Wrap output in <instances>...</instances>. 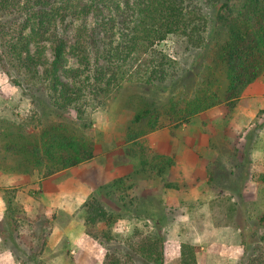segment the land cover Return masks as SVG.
Instances as JSON below:
<instances>
[{
	"label": "trees",
	"instance_id": "1",
	"mask_svg": "<svg viewBox=\"0 0 264 264\" xmlns=\"http://www.w3.org/2000/svg\"><path fill=\"white\" fill-rule=\"evenodd\" d=\"M206 4L208 11L198 6V0H0V69L16 85L31 86L29 96L45 115L53 112L61 118L70 112L78 118L48 119L38 130L8 131L7 150L27 161L25 168L17 167L19 171L37 169L46 178L94 157V138L84 133L92 131V123L84 118L87 98L107 96L127 80L145 85L169 81L175 89L177 63L155 46L169 34L183 35L190 45L209 50L200 81L193 91L182 89L172 95L162 110L152 106L138 112L132 124L139 127H130L127 139L182 125L220 105L231 112L264 72V0H206ZM9 12H20V19L7 17ZM89 16L92 21H87ZM58 18L65 22L62 29L56 27ZM207 24L216 28L208 42L202 35ZM46 40L52 43L51 61L40 45ZM68 55L77 58L79 67L69 66ZM173 163L160 154L154 161L141 157L142 169L161 178ZM258 182L264 185V173ZM182 185L187 184L167 183L169 188ZM2 191L5 212L0 224L16 230L18 216L27 218L25 207L17 187ZM114 196L106 191L91 194L83 205L85 232L106 243L113 240L112 227L123 217L109 207L110 202L117 203ZM154 235L139 244L138 253L153 264H166L167 238ZM0 237H5L2 230ZM261 238L243 239L244 255L238 264H264ZM199 251L198 245L182 244L181 264H197ZM107 252L103 264L128 262L109 248Z\"/></svg>",
	"mask_w": 264,
	"mask_h": 264
},
{
	"label": "rangeland",
	"instance_id": "2",
	"mask_svg": "<svg viewBox=\"0 0 264 264\" xmlns=\"http://www.w3.org/2000/svg\"><path fill=\"white\" fill-rule=\"evenodd\" d=\"M198 6L208 11L206 0H198ZM7 15L12 19H20L21 13L9 12ZM208 17L209 15L207 21ZM92 20L93 16L87 19V21ZM64 23L58 18L56 27L62 29ZM209 26L207 24L206 29L202 31L206 42L213 37L211 35L216 30L215 27ZM40 45L45 50V59L51 61L53 59L51 41H43ZM155 46L176 61L178 70L175 84L179 85L174 89L173 83L169 81L145 85L138 83L137 80H127L113 87L107 96L87 98L88 107L84 118L92 123V131H84V133L94 138V157L88 162L46 178L37 169L28 173L19 171L17 167L25 168L27 161L7 150L10 140L6 133L17 131L19 127L26 130H38L48 119L78 120V118L70 112H63L61 118L53 112L45 115L38 101L34 102L29 96L28 91L30 92L31 86L16 85L12 78L0 69V197H3V188L17 187L19 199L21 197L19 201L24 205L22 198L30 197L31 205L36 208L34 213L26 211L27 218L18 216L16 230L7 223L0 224V230L5 236L1 238L0 251L1 249L6 250L7 253L10 251L11 256L14 255V259L9 260L5 254H0V264H101L102 258L104 259L108 253V248L121 256L122 261H128L126 264H153L143 258L138 251L139 244L148 241V238L155 236V233L167 238L165 263L181 264V261L176 263V260L169 258L167 248H172L170 250L172 253L176 250L175 246H179L181 251L182 244L190 243L194 239L217 238L213 234L214 228L208 229L207 226H224L225 224L240 235L241 239L264 237V185L258 182L260 174L264 173V91H262L264 90V72L257 79L259 87L255 90L257 85L255 83V87H250L245 92L244 98L240 99L236 105L245 107L255 99L254 106H257V112L245 125L244 121L236 122L240 110L236 111L235 108L233 113L227 112L224 105L203 111L189 122L179 125L183 127L194 119L193 124L212 125L218 130L212 128L210 134L206 129L203 132L205 136L198 139L202 145L200 151L199 149L197 152L190 150L194 158L200 156L203 157L201 160L210 158L206 170L200 171L204 175L201 177L203 180L195 176L188 183L185 182L187 185L179 188H185L186 195L182 194L179 199L167 196L169 202L166 204L162 196L158 194L160 185L157 181L160 180L167 186V183H170L167 180L168 173L166 172L161 178L154 172L144 171L141 165V157L154 161V158L160 154L148 142L147 137L164 128L148 132L133 141L127 139L129 129L139 127L132 124L138 112L152 106L162 110L169 104L170 97L178 91L182 89L193 91L200 81L209 50L204 46L190 45L186 37L179 34H169L164 40L156 42ZM32 48L34 50L35 46ZM68 59L71 68L79 67L75 56L68 55ZM63 79L66 80L65 77ZM43 102L45 106L49 104L45 96ZM219 129L222 130L219 131ZM188 137L189 134L185 135L186 139ZM135 154L137 156H134ZM67 170L90 182V184L86 182L87 188L89 185L86 193L90 191L88 196H85V193L74 192L76 196L75 198L73 196L72 207L77 208L73 213L64 209L72 202L67 191L56 192L50 189L47 191V197H43L41 193L43 184L46 182L43 180L53 177L51 181L62 182L68 177V174H65ZM247 173L249 176L246 179ZM211 174L214 176L211 177ZM202 183L207 186V190L201 197L200 202L203 206L200 209V207L197 208L198 204H193L199 196L192 195L191 189L195 186L197 189L195 193H198L199 189H203ZM174 184L180 185L178 182ZM105 191L116 195L114 197L117 198V203L112 201L109 204V207L116 211L114 215L123 216L112 227L113 240L106 243L84 234L80 239H86L87 242L79 246L80 252L72 253L75 247H71L65 238L67 243H65V252L72 255L71 259L68 255L65 259V256L58 254L59 250L56 249L51 252L46 251L54 221L63 225L72 223L71 231L76 230L80 235L81 232H85V225L82 223L85 215L84 203L91 194L98 195ZM43 201L49 202L52 207L51 216L47 214ZM0 208L5 210L3 199L0 200ZM201 218L205 220L206 228L200 225ZM253 234L254 237H252ZM223 239L235 241L229 236ZM51 240L55 242L57 239Z\"/></svg>",
	"mask_w": 264,
	"mask_h": 264
},
{
	"label": "crops",
	"instance_id": "3",
	"mask_svg": "<svg viewBox=\"0 0 264 264\" xmlns=\"http://www.w3.org/2000/svg\"><path fill=\"white\" fill-rule=\"evenodd\" d=\"M255 83L256 88L255 90L259 87V83H257V80L254 81L252 84H250L246 90L244 91L243 95L241 96V99H243L245 92L250 89V87H255ZM262 90V88H261ZM264 91V90H262ZM257 100V99H256ZM258 101V100H257ZM254 104H256L255 99H253L252 101H250V104H247L245 107L244 105L242 107H235L236 111L239 112V117L237 118L238 120H236L237 123H241L242 121H244V125L250 120V118H253L256 114V110H257V106H254ZM234 108V109H235ZM233 109V110H234ZM233 110L231 111L233 113ZM222 114V112H221ZM218 119V118H217ZM194 120V119H193ZM193 120L189 123V124H184L183 127H179V126H174V127H170V128H164L162 130L156 131L150 135H148V142L156 149L155 151H158L160 153V155H164V156H168L170 158H172L174 160L173 165L171 166V168L168 170V178L167 180L170 183H180L183 184L185 182H189L193 177L196 176L197 179H201V177H204V175L202 173H200V171L206 170V166L208 164V160H210V158L208 159V157H206L204 160L202 156H200L199 158L196 157L194 158L192 155V151H196L197 149L202 148L201 142L198 141V139H200L201 137H203V135L205 136V134H203V132L208 129L209 133L210 130H212V128H214L212 125H202V124H193ZM217 130L218 128L215 127ZM214 128V129H215ZM171 130V131H170ZM216 130V132H217ZM222 129H219V131ZM208 133V132H206ZM189 137L186 139L185 135H188ZM211 134V133H210ZM209 139L207 138V141ZM206 148V146L204 147ZM197 154V153H196ZM198 155V154H197ZM196 155V156H197ZM199 171V172H198ZM62 174V173H61ZM65 174H68V177L64 179V181L62 182H55V181H51V179H53V177L48 178L47 180H43V182H45L43 184V191L42 196H48L47 191H56V192H62V190L65 192H68V196L69 199L72 200L71 204L68 205L67 207H64L65 210H68V212H74V210L77 207H72L73 205V200L76 196V194H74V192L76 193H85V196H88V194L90 193V191L88 193H86L89 189V185L88 188L86 187V184H90L89 180L85 179V178H79L77 177L74 173H69V171L67 170L65 172ZM199 176V177H198ZM203 180V179H201ZM48 181V183H47ZM64 182V185H63ZM87 182V183H86ZM158 185H160V189L158 194H160L162 196V199H164V202L167 204V202H169L168 198H175V199H179L180 197H182V194L185 196L186 195V189L185 188H170L168 186H165V184H162V182L160 180L157 181ZM103 183V182H102ZM47 184H49L47 186ZM203 186V189H199L198 193H195V191L197 190L196 187L194 186L191 189L192 195H197L199 197H196V199L193 201V204H198L197 208L200 207V209H202L201 205V197H203L202 195H204V191L207 190V186L204 185V183L201 184ZM207 185V184H206ZM52 188H49V187ZM183 186V185H182ZM180 186V187H182ZM81 190V191H80ZM66 192V193H67ZM208 194V193H207ZM187 195H189L187 193ZM74 196V198H73ZM45 197V198H46ZM73 198V199H72ZM200 198V199H199ZM3 197H0V200H2ZM19 199V197H18ZM21 199V197H20ZM19 199V200H20ZM44 198H42L43 200ZM22 201L24 203V207L25 210L28 211L29 213H34V210L36 208H33V206L31 205L32 202H30V197H23ZM44 205L46 206V211L47 214L50 215V212H52V207L50 206L49 202H45L43 201ZM30 203V204H29ZM190 203V202H189ZM64 209H62L64 211ZM56 211H58L57 209H55ZM4 208H0V220L3 218L4 216ZM51 216V215H50ZM202 221V224H200L201 226H204L206 228V222L203 218L200 219ZM83 223V222H82ZM71 226H73L72 223H67L66 225H63L62 223L59 224L57 223V221H54L53 224V231L52 234L48 240V243L46 244V251H52L54 249L59 250L58 254H62L65 256V259L68 258L71 259L72 255H69L67 252H65V238H67V243H69L71 245V247H75V249H72V253H78L80 252V245H82L84 242H87L86 239H80V237H83L84 234L87 235L86 232H81L80 235H78L76 230L75 232L71 231L73 228H71ZM208 229H213L209 230V232L215 234L217 236V238L214 239H194L192 242H190L193 245H198L200 246V251L197 253L196 259H197V264H235L238 263V260L243 256V252H244V245H243V239H241L240 235H238L237 233H235L231 228L227 227L225 224L224 226H219V225H214L213 227L207 226ZM60 236V237H59ZM76 236V237H74ZM79 236V237H77ZM202 236V235H201ZM231 237V239H235L234 240H229V239H223V237ZM59 237V238H58ZM64 238V239H62ZM51 239H54L55 242H52ZM58 239H62V241H58ZM172 239V238H171ZM1 237H0V244H1ZM66 243V244H67ZM170 243V242H169ZM80 246V247H79ZM174 248V247H173ZM176 250H174L172 253L170 252L169 247L167 248L168 252V256L169 258H171L172 260H176V263H180L181 261V251L179 249V246H175ZM178 249V251H177ZM180 251V252H179ZM0 254H5L6 258H8L10 260V258L14 259V255H12V253L9 251L8 253L6 252V250H2L0 251ZM104 259L102 258L101 260V264H103Z\"/></svg>",
	"mask_w": 264,
	"mask_h": 264
}]
</instances>
